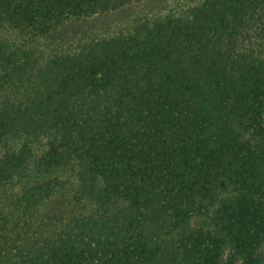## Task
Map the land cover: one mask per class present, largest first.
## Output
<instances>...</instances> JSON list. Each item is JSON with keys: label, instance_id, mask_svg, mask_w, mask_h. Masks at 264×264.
<instances>
[{"label": "trees", "instance_id": "16d2710c", "mask_svg": "<svg viewBox=\"0 0 264 264\" xmlns=\"http://www.w3.org/2000/svg\"><path fill=\"white\" fill-rule=\"evenodd\" d=\"M0 0V264H264V0Z\"/></svg>", "mask_w": 264, "mask_h": 264}, {"label": "rangeland", "instance_id": "374dc122", "mask_svg": "<svg viewBox=\"0 0 264 264\" xmlns=\"http://www.w3.org/2000/svg\"><path fill=\"white\" fill-rule=\"evenodd\" d=\"M181 1L183 0H141L112 11L110 14L70 20L61 29L60 34L67 39L111 34L141 18L165 14Z\"/></svg>", "mask_w": 264, "mask_h": 264}]
</instances>
